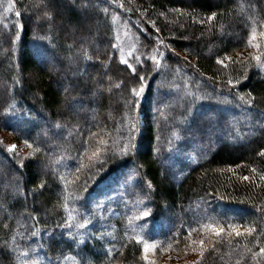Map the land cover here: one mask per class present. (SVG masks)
Segmentation results:
<instances>
[{
	"label": "trees",
	"instance_id": "trees-1",
	"mask_svg": "<svg viewBox=\"0 0 264 264\" xmlns=\"http://www.w3.org/2000/svg\"><path fill=\"white\" fill-rule=\"evenodd\" d=\"M78 1L0 0V130L35 153L27 162L0 141V185L18 175L23 192L0 187V264H142L146 242L182 253L228 220L255 231L204 236L190 264H264V0H97L82 10L94 21ZM119 8L147 30L138 53L163 38L159 61L122 58ZM199 204L210 207H194L197 221L183 216Z\"/></svg>",
	"mask_w": 264,
	"mask_h": 264
},
{
	"label": "rangeland",
	"instance_id": "rangeland-1",
	"mask_svg": "<svg viewBox=\"0 0 264 264\" xmlns=\"http://www.w3.org/2000/svg\"><path fill=\"white\" fill-rule=\"evenodd\" d=\"M49 2V7L52 8V0H47ZM110 1L111 3H113L114 5L117 6V0H107ZM94 5H98L97 0H79L78 4H74L72 6V9L77 12L80 16H82L83 18H85L86 21H94L93 16H96L95 12H92L93 16H86L83 15V9H92V6ZM118 7V6H117ZM61 9V7H60ZM106 11L109 9H107V7H105ZM120 9V8H119ZM63 10V9H61ZM121 12L119 11V14L116 12L114 14V21L117 24V31H118V42H117V47L119 48L118 50H120V55L122 56V58H130L132 57L131 55L134 52H137V50H135V44L137 45L139 42L137 39L134 38V34L136 32V30L138 28H140L141 30H143L144 32L147 33V30L145 28V26L142 24V20L138 19L137 17L133 16V15H128L126 14V12H124L122 9H120ZM90 11V10H89ZM112 11V10H111ZM125 13H123V12ZM87 13L88 10H87ZM101 24V23H100ZM158 36V35H157ZM150 40V39H149ZM153 40V39H152ZM155 43L154 46L152 47V49L149 50V53H138L137 52V58L136 61L139 62V60H141L142 57H151V58H155L156 61H159L164 55L165 53L168 52V45L164 42L163 38H160V36H158V38H155V41L153 40L152 43ZM92 45L96 44L94 42L91 43ZM97 45H95L96 47ZM102 46V45H101ZM146 48V47H145ZM145 48H143L145 50ZM140 54V56L138 55ZM70 59V58H69ZM131 59V58H130ZM65 60L63 59V62ZM78 59L76 57V61H75V65H77ZM62 61L58 58H52L50 56L47 55V57H45V65L48 66V68L51 70V68H55L58 67L59 65H61ZM53 65H55V67H53ZM80 74H85V75H92L93 71L90 69H85L84 71H82ZM179 73H177L176 75H178ZM79 75V73H74L72 75V77L70 78V83L74 80H76L77 76ZM65 81V85L62 87H68L69 85V81H67V79L64 78ZM97 85V83H96ZM1 88V87H0ZM2 89V88H1ZM103 88V92L107 93V91H109V88ZM97 91H95L96 93ZM113 98V97H112ZM165 100V97L160 95L158 97H156L155 99V107L160 105V102ZM89 104V103H88ZM88 104H86L84 106V109L86 108V115H88V117H90L91 119L93 118L92 113H90V110L87 109L88 108ZM153 105V106H154ZM163 117V116H161ZM144 120V119H143ZM143 123V122H142ZM206 129L203 131H210L213 130V125L212 124H207V127H205ZM249 128V127H248ZM65 130V138H69V130L64 129ZM220 131V130H219ZM227 131V130H226ZM42 134V131H37L36 132V136L38 137L39 135ZM220 134V133H219ZM222 135V133L220 134ZM225 136V135H224ZM223 137V135H222ZM0 141L4 142L6 144V148L8 149V151L21 156L24 158L25 161H29L30 159H33L35 153H34V148L33 146L30 144V142L26 141V140H21V137H19L18 134H11V133H7L5 131L0 130ZM15 146V148L13 149L12 146ZM211 146L212 144L209 143L206 146ZM52 163H44V162H39L37 164V168L41 173H47L49 171V168L51 167ZM12 184L9 185H0L1 187V191L3 194L7 193L10 194L11 196H13V198L15 199L16 196H20L23 194L22 192V188H21V179L18 177V175H16L13 180L11 181ZM39 205V207H41V209L45 210V208H43L42 206H40L39 203H37ZM197 208H204V210H206V208L210 205L209 204H199L197 205H193L191 207H189L184 213L183 216H187L188 217H192L194 218L193 220L197 221L201 216H199V213H197V208L194 210V207ZM166 208V207H164ZM168 211H166L165 213H167ZM226 216V215H225ZM232 216V215H231ZM215 219V218H213ZM221 219H236V218H232V217H223ZM185 220V219H184ZM229 223V224H228ZM223 225V226H221ZM235 227V225H231V223L228 221H226L224 224H219L216 225L215 227L213 226H208V228L206 229V231L204 232L205 234L201 237V240H204V236H214L215 233L212 231L213 228H231ZM165 227V226H164ZM165 230L168 231L165 227ZM240 231V229H238ZM175 236L177 235V233H172ZM201 240L198 241H194L193 242H187L186 246L183 248L182 253L178 252V248L176 249H172V247L170 248V246H165V245H160L158 242L155 241H149L146 242L145 244H148L149 250L146 253L144 251V246H143V251L141 253L142 255V264H190L193 263L195 260H197V258H200V256L204 253V244L203 246H201V244L199 243ZM144 244V245H145ZM154 246V247H151ZM16 252V250H14ZM145 256L148 257V259H145Z\"/></svg>",
	"mask_w": 264,
	"mask_h": 264
},
{
	"label": "snow or ice",
	"instance_id": "snow-or-ice-1",
	"mask_svg": "<svg viewBox=\"0 0 264 264\" xmlns=\"http://www.w3.org/2000/svg\"><path fill=\"white\" fill-rule=\"evenodd\" d=\"M121 6H122V5H121ZM17 15H19V13H17ZM214 17H215V14H213V17H210L209 19H213ZM260 35H261V36H264V33H260ZM252 38H253V39H256V33H255V30H253V36H252ZM259 46H260L259 44L256 45V47H259ZM85 58H86V59H91V57H88V56H86ZM153 59H155V58H153ZM255 59H256L257 61H259V60H260V57H259V56H256ZM218 62L221 63V64L224 63L223 60H220V61H218ZM123 63H124V64H128V61H127V60H123ZM259 66L262 67V68H264V64H260ZM53 67H55V65H53ZM133 71H135V69H133ZM140 79L143 80L144 78H143V77H140ZM228 83H231V81H228ZM132 91H133L137 96H139V95L141 94V92L143 91V89H142V88H141L140 90L133 89ZM249 95H251V94L249 93ZM241 99H243V97H241ZM253 99H255V98L253 97L252 99H250V100L248 101V103L251 104ZM12 148L14 149L15 146L13 145ZM260 155L264 156V152H261ZM244 179L247 180L248 177H244ZM44 187H45V185H44L43 183H41V184L38 185V188H39V189H43ZM145 215H147V213H145ZM66 226L69 227V228L71 227L70 224H67ZM230 227H231V232H229V235H230V236H231L232 233H234L236 236L249 235V234H251L252 232L255 231L254 228H247V229L245 230V232L242 233L241 231L238 230V228H235V227H232V226H230ZM212 231L215 233V235H216L217 237H219V236H220L225 230H224L223 228H213ZM193 243H195V242H193ZM199 243L201 244V246H203L204 241L201 240ZM149 247H150V246H149L148 244H145V245H144V251H145L146 253L148 252ZM151 247H154V246H151ZM260 252H261L262 254H264V247H262V248L260 249ZM145 259H148V257L145 256Z\"/></svg>",
	"mask_w": 264,
	"mask_h": 264
}]
</instances>
